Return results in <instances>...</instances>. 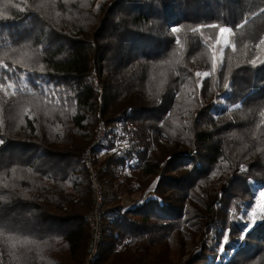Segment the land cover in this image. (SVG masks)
<instances>
[{
    "label": "trees",
    "instance_id": "obj_1",
    "mask_svg": "<svg viewBox=\"0 0 264 264\" xmlns=\"http://www.w3.org/2000/svg\"><path fill=\"white\" fill-rule=\"evenodd\" d=\"M261 39L264 0H0V264H264Z\"/></svg>",
    "mask_w": 264,
    "mask_h": 264
},
{
    "label": "built area",
    "instance_id": "obj_2",
    "mask_svg": "<svg viewBox=\"0 0 264 264\" xmlns=\"http://www.w3.org/2000/svg\"><path fill=\"white\" fill-rule=\"evenodd\" d=\"M104 133V126L100 123L96 129L95 139L92 146L96 145ZM84 166L88 173L90 200L91 205L86 214V222L90 232V240L88 244V253L85 258V263L93 260L97 254L98 244L101 237V214L103 211V190L101 188L96 169L91 163L89 152L84 154ZM254 190H261L259 187H254Z\"/></svg>",
    "mask_w": 264,
    "mask_h": 264
},
{
    "label": "rangeland",
    "instance_id": "obj_3",
    "mask_svg": "<svg viewBox=\"0 0 264 264\" xmlns=\"http://www.w3.org/2000/svg\"><path fill=\"white\" fill-rule=\"evenodd\" d=\"M158 142L161 146H164V147H169L170 144L166 143L165 140L163 138H159L158 139ZM123 176H128L127 175V172H124L122 174V178L121 180L123 181ZM148 179V178H147ZM151 186V185H150ZM150 186L148 187V189L150 188ZM264 191V189H261V190H253V194H254V200H255V207H254V210L257 211L260 207V201L261 199L264 197V196H261L260 193ZM144 196V193H142L141 195L138 194V193H134V194H131V195H128V196H125V195H121L117 200H118V203L119 204H123V206L125 205H131L133 202H139V201H142L143 200V197ZM254 210L251 211L249 214L252 216L254 214ZM208 236L204 238L203 240V243H205L206 245H208L209 247L213 248V251L215 253L213 254H210L208 256V263L207 264H216L217 263V258H218V255L220 253V250L216 249V247L213 245V243L208 240ZM101 239V238H100ZM196 241V240H195ZM100 243V242H99ZM99 246V244H98ZM183 250H184V254H187L189 253L191 250H192V246L191 244L189 243H186L183 247ZM185 257V256H184Z\"/></svg>",
    "mask_w": 264,
    "mask_h": 264
},
{
    "label": "snow or ice",
    "instance_id": "obj_4",
    "mask_svg": "<svg viewBox=\"0 0 264 264\" xmlns=\"http://www.w3.org/2000/svg\"><path fill=\"white\" fill-rule=\"evenodd\" d=\"M20 11L23 12L25 11L24 8H20ZM211 27H216V25H211ZM239 27V26H238ZM198 29H194V31H197ZM171 31L173 33L175 32H178L179 29L177 27H172ZM232 31V29L230 27H220L219 28V37H218V42H219V38H222V37H225L226 34L230 33ZM176 43H179V40L176 41ZM260 43L261 44H264V39H261L260 40ZM228 45V41L227 39H224V46H227ZM223 47L221 48V52H223ZM253 66H255V63L253 62ZM6 67V66H5ZM212 69L213 71H216L217 70V65H216V62H215V58L213 59V63H212ZM197 77H207L209 75L208 72H204V73H196ZM8 87H12L11 84L8 85ZM224 88L227 90V89H230V84H225L224 85ZM54 94V93H53ZM0 143H2V141H0ZM261 196H264V191H262L260 193ZM243 239V237H241ZM225 241L227 242V237H225ZM221 251H223V248H221Z\"/></svg>",
    "mask_w": 264,
    "mask_h": 264
}]
</instances>
